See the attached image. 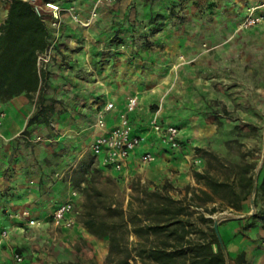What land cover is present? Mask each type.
<instances>
[{"label":"rangeland","instance_id":"374dc122","mask_svg":"<svg viewBox=\"0 0 264 264\" xmlns=\"http://www.w3.org/2000/svg\"><path fill=\"white\" fill-rule=\"evenodd\" d=\"M60 1L65 7L77 6L75 0ZM263 1L95 0L89 13L82 14L77 6L78 20L65 12L80 27L93 29L91 55L96 58L98 100L104 99V84L113 83L120 75L129 89L162 83L175 102L177 124L189 155L188 171L171 169L173 174L159 178L143 171L125 178L102 166L87 149L90 138L78 142V125L62 118L67 98H60L58 88L48 83L52 61L46 68L39 65L42 83L38 91L0 99L5 112L3 104L12 100L22 101L27 111L25 125L11 136L0 133V138L7 144L17 142L12 155L19 153L30 160L34 168H29L30 174L37 169L36 162L43 161L55 178L66 183L69 192L43 218L45 233L23 231L13 225L17 230L10 238L13 243L0 248V262L13 264V250L18 248L31 264H156L138 256L139 242L146 235L143 230L135 233L133 226L148 225L157 216L149 207L162 201L157 194L183 200L187 210L181 217L197 222L198 228L208 230V224L199 219L200 212L219 220L229 264L238 253L228 248L224 232L237 235L257 230L264 246L259 231H264V9H260L263 19L259 23L243 26L248 8ZM6 2L9 0H0V8ZM62 26L57 35L49 36L53 61L58 57L65 60L68 55L62 49ZM165 97L151 105L157 106L155 113L161 111ZM3 171L0 184L13 178L11 167ZM195 172L238 188L253 176L252 193L240 210L224 197L226 186L217 187L214 199L209 200L202 192L212 193L208 179L197 178ZM7 186L0 190V199L16 197ZM193 192L195 198L190 199ZM69 200L75 225L70 229L54 226L58 203ZM213 207L217 208L214 212L206 209ZM173 208L177 211L181 207ZM189 210L198 213L190 215ZM12 212L0 203V231L11 225L7 218ZM77 226L106 238L108 252L72 238L73 232L80 230ZM187 228L192 236H200L195 227Z\"/></svg>","mask_w":264,"mask_h":264},{"label":"crops","instance_id":"0c3cea01","mask_svg":"<svg viewBox=\"0 0 264 264\" xmlns=\"http://www.w3.org/2000/svg\"><path fill=\"white\" fill-rule=\"evenodd\" d=\"M94 2L95 0H75L78 11L82 14L89 13ZM8 9L9 2L2 4L0 8L1 24L7 18ZM66 15L64 13L62 17L63 38L61 41L63 43L62 49H66L67 51H64L68 55L65 57V60H58L59 57L55 61L52 60L48 83L58 88L56 93L60 98H67L62 106L67 109L62 118L63 120L71 119L72 123L74 122L73 124L78 125L80 133H78L76 140L79 142V140L83 141L86 140V137H89L90 141L87 149L94 155L91 150V144L99 133V130L95 128L97 110L107 101H114L116 103L117 108L107 115V126L111 127L118 121L120 111L125 109L127 98L133 94H138L140 102L136 111L131 115L133 131L146 135L148 140L142 148L132 155L123 173L113 171L123 175L125 178L143 171H146L147 176L153 178L170 176L173 174L171 169H178L180 173H187L189 166L187 160L189 155L186 154L187 148L184 146L180 150H167L165 144L150 128V120L157 110V106L153 107L151 105L158 103V100L164 95L166 97L159 112L160 121L176 125L179 122V118L175 113V102L172 101L171 95L166 93L167 90L162 86V83L158 82L149 87H144L142 84L129 89L121 82L122 77L120 75V78L114 80L113 83L109 85L104 84L102 87L104 88V99L98 100L97 93L99 87L96 81V58L91 55V46H94L91 38V31L93 29L90 26L88 28L80 27L79 24L71 21ZM116 75L119 76V73H116ZM70 95L72 96L71 99ZM16 101L18 100H12L3 104L4 109L7 111L6 116L2 120V126H0V133L7 136L13 135L14 131L20 130L25 125L23 116L27 114V111L22 101L19 103ZM18 116L22 119H17ZM182 138L185 141L183 135ZM14 142L16 141H11L10 144H7L0 138V175L4 174L3 169L6 167H11V174H13L12 179H8L7 181L1 180L3 183L0 184V190L5 185H8L7 187L12 189L9 192H14L16 195L15 198L1 197L0 199L1 207L13 209L12 216L7 218L11 225L4 227V229L10 231V238L15 233L14 231H17L14 230L16 228L13 227L14 224H17V229H22L23 231L33 230L34 233L39 231L45 233L47 231L46 220H43V218L48 215L49 211L53 209L59 200H62L66 195L68 196L69 188L66 183L59 178H55V175H52L50 168L43 161L36 162L38 167L34 173L30 174L29 168L34 170L30 165V160L22 158L19 153L17 156L12 155L13 148L15 147ZM145 150H151L156 154L157 159L155 162L148 165L141 164L140 155ZM31 176H33V179L29 180ZM52 178L56 179V181L52 182ZM23 209H29L34 217L43 220V225L24 226L20 220L13 217L16 212ZM77 228L80 230H75L72 238L86 240L95 246L102 247V252H108L109 244L106 238H100L92 234L83 226H77ZM259 231L261 237H264V231L261 229ZM256 232L257 230H249L248 233L237 235L224 232V238L227 241L229 249H233L236 253L246 251L248 259L252 264H264V246L257 238ZM10 238L3 246L12 245L13 242L10 241ZM3 246L0 248H3ZM15 250L20 251L18 248H14L13 252ZM1 261H3V258ZM0 263L11 264L5 261Z\"/></svg>","mask_w":264,"mask_h":264},{"label":"trees","instance_id":"16d2710c","mask_svg":"<svg viewBox=\"0 0 264 264\" xmlns=\"http://www.w3.org/2000/svg\"><path fill=\"white\" fill-rule=\"evenodd\" d=\"M46 1V0H44ZM60 1V0H57ZM0 99L9 100L21 93L36 92L42 83V73L38 64L39 53L49 45V30L29 0H9L8 15L0 24ZM254 167V166H253ZM197 178H207L206 182L212 193L202 189L209 200L217 187H228L224 197L229 198L231 207L240 210L253 190L254 179L250 176L242 188L233 184L214 180L209 174L195 172ZM264 192V177L261 183ZM161 197L156 205L151 204L150 212H154L153 221L145 226L134 223L135 233L144 231L146 238L139 242L138 256L144 261L156 264H229L216 229L214 218L199 214V219L208 224V230L198 228L197 222L185 220L181 215L187 207L183 200L172 196L157 194ZM195 198V192L190 199ZM178 205L177 211L173 207ZM181 205V206H180ZM190 207V206H189ZM214 212L217 208H206ZM190 215L198 213L189 210ZM89 225V224H88ZM188 226L195 229L200 236H192ZM264 228V220L263 225ZM112 248L115 237H111ZM232 264H252L246 251L238 253Z\"/></svg>","mask_w":264,"mask_h":264},{"label":"built area","instance_id":"2783aa9c","mask_svg":"<svg viewBox=\"0 0 264 264\" xmlns=\"http://www.w3.org/2000/svg\"><path fill=\"white\" fill-rule=\"evenodd\" d=\"M43 21L46 22L49 36L57 35L62 26V17L65 12H70L74 19L78 20L77 6L73 4L70 7L63 6L61 1L57 0H29ZM264 9V1L257 6L249 7L243 20V26L250 27L259 23L263 16L260 9ZM1 33V32H0ZM52 61V49L49 47L39 53L38 64L44 68ZM140 97L133 94L127 98L125 109L120 111L118 121L111 127L107 126V115L117 108L114 101H107L97 110L95 128L99 133L95 136L91 150L99 158V162L105 168H111L119 173H123L129 164L132 155L142 148L148 140L147 136L133 131L131 115L139 105ZM6 116V112L0 109V123ZM150 128L153 133L161 139L167 150H180L184 147L181 130L176 124H166L160 121L159 114L154 113L150 120ZM156 154L151 150L141 152L140 162L148 165L155 162ZM14 217L20 220L24 226H42L43 220L32 215L29 209H23L14 214ZM53 223L55 226L72 228L76 220L73 214L72 202L66 201L58 204L53 213ZM10 231L3 229L0 233V247L10 238ZM13 264H31L26 254L15 250L12 255Z\"/></svg>","mask_w":264,"mask_h":264},{"label":"water","instance_id":"95a60500","mask_svg":"<svg viewBox=\"0 0 264 264\" xmlns=\"http://www.w3.org/2000/svg\"><path fill=\"white\" fill-rule=\"evenodd\" d=\"M214 227L216 229V232H217V235H218L220 241L223 244V249H224V252H225L224 241H223L222 235H221L220 230H219V220H215Z\"/></svg>","mask_w":264,"mask_h":264}]
</instances>
